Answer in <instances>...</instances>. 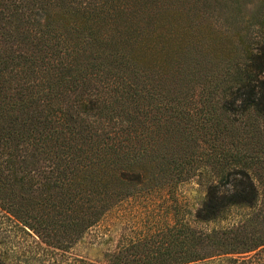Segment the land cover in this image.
<instances>
[{
    "label": "trees",
    "instance_id": "1",
    "mask_svg": "<svg viewBox=\"0 0 264 264\" xmlns=\"http://www.w3.org/2000/svg\"><path fill=\"white\" fill-rule=\"evenodd\" d=\"M217 3L0 0V209L43 264H264V35L221 47ZM155 196L102 263L67 259Z\"/></svg>",
    "mask_w": 264,
    "mask_h": 264
},
{
    "label": "rangeland",
    "instance_id": "2",
    "mask_svg": "<svg viewBox=\"0 0 264 264\" xmlns=\"http://www.w3.org/2000/svg\"><path fill=\"white\" fill-rule=\"evenodd\" d=\"M203 21L213 24L212 35L219 38L221 47H227L230 41L236 43L241 38L252 42V47L253 41L264 35V0H218L210 19L205 18ZM195 188L197 186L194 181L180 185L176 190L177 199H186L191 206L192 203L193 207L196 206L194 199L199 191H195ZM161 202L162 198L157 196L124 202L108 212L75 245L66 249L67 259L102 263L104 252L112 250L117 241L136 236L143 228L159 220L164 207ZM4 214L0 209V252L20 264H43L38 256L39 249L29 251V237L12 225ZM217 225V222L193 224L199 230ZM61 258L65 260L64 255Z\"/></svg>",
    "mask_w": 264,
    "mask_h": 264
}]
</instances>
